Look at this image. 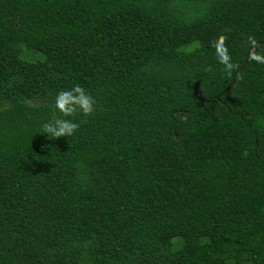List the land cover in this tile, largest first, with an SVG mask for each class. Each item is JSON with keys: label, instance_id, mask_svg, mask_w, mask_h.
Masks as SVG:
<instances>
[{"label": "trees", "instance_id": "trees-1", "mask_svg": "<svg viewBox=\"0 0 264 264\" xmlns=\"http://www.w3.org/2000/svg\"><path fill=\"white\" fill-rule=\"evenodd\" d=\"M255 56L264 0H0V264H264Z\"/></svg>", "mask_w": 264, "mask_h": 264}, {"label": "clouds", "instance_id": "clouds-1", "mask_svg": "<svg viewBox=\"0 0 264 264\" xmlns=\"http://www.w3.org/2000/svg\"><path fill=\"white\" fill-rule=\"evenodd\" d=\"M226 39V36H219L213 43L218 48L216 52L218 62L230 69L232 62L229 51L224 46ZM253 58L257 62L264 63V57L255 56ZM96 104L94 96L78 84L70 89L58 91L52 104L53 114L41 126L43 134L51 137V139L72 137L79 128V124L68 117H73L77 114L85 117L91 116L95 112Z\"/></svg>", "mask_w": 264, "mask_h": 264}, {"label": "water", "instance_id": "water-1", "mask_svg": "<svg viewBox=\"0 0 264 264\" xmlns=\"http://www.w3.org/2000/svg\"><path fill=\"white\" fill-rule=\"evenodd\" d=\"M253 49H254V44L248 49V51L246 53V59H245L244 64L248 61L250 51L253 50ZM238 71H239V69L235 72V74H234V80L233 81H235V77H236Z\"/></svg>", "mask_w": 264, "mask_h": 264}]
</instances>
